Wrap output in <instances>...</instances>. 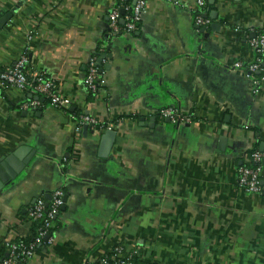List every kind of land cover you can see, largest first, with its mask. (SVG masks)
<instances>
[{
    "label": "crops",
    "instance_id": "0c3cea01",
    "mask_svg": "<svg viewBox=\"0 0 264 264\" xmlns=\"http://www.w3.org/2000/svg\"><path fill=\"white\" fill-rule=\"evenodd\" d=\"M204 2L146 0L125 32L109 28L115 0H0V17L11 13L0 67L25 53L30 83L42 74L71 100L56 108L31 85L0 83V160L34 150L0 191V245L30 236L35 200L63 191L53 241L17 264H104L116 245L132 264H264V194L236 184L245 152L264 145V72L234 66L254 56L264 0ZM91 56L105 78L95 92L83 82ZM85 115L96 124L76 129Z\"/></svg>",
    "mask_w": 264,
    "mask_h": 264
},
{
    "label": "built area",
    "instance_id": "2783aa9c",
    "mask_svg": "<svg viewBox=\"0 0 264 264\" xmlns=\"http://www.w3.org/2000/svg\"><path fill=\"white\" fill-rule=\"evenodd\" d=\"M117 1L121 2L122 0H115L114 7L108 16L109 28L112 31L121 29L119 19L122 18L124 20L123 30L125 32L136 30L140 23L142 13L144 12L146 0H134L132 4L126 6L117 4ZM196 4L203 7L205 2L204 0H196ZM120 9H123V14L120 13ZM127 10L129 12L124 15ZM195 22L198 25H207L209 20L203 17V15L197 14L195 15ZM248 45L254 52L253 58L244 63L237 61L234 63V66L244 68L250 73L256 71L264 72V32H259L249 38ZM27 60L26 54L21 53L13 66L0 67V83L5 86L11 85L22 89L31 85L37 94L47 98L51 106L62 108L63 106L69 105L71 100L60 94L52 79L46 78L42 74H37L30 83L25 69ZM83 82L92 92H95L100 86L105 84V78L99 70L95 56L89 57L87 61ZM257 82L258 79L255 78L253 83L257 84ZM39 104L40 102L36 99L24 103L23 107L36 108ZM160 114L174 121L178 119L177 113L171 107L162 108ZM189 119V116H183L182 120L188 121ZM84 124L94 126L96 121L90 116H81L76 129H79ZM262 160H264V148L262 150L255 149L247 153L245 152V162L236 168V184L240 190L250 194H264V164ZM62 204L63 191L60 188H56L52 192L49 200H45L42 197L37 198L27 214L29 220H41L42 222L33 242L24 244L22 242L6 241L7 254L2 258L0 264H17V257H20L22 260H27L33 256L36 245L44 237H46V242L50 244L53 241L52 220L58 214ZM133 256H135V251L126 250L122 245H116L112 250L111 256L101 261L104 264H108L109 262L112 264H131Z\"/></svg>",
    "mask_w": 264,
    "mask_h": 264
},
{
    "label": "water",
    "instance_id": "95a60500",
    "mask_svg": "<svg viewBox=\"0 0 264 264\" xmlns=\"http://www.w3.org/2000/svg\"><path fill=\"white\" fill-rule=\"evenodd\" d=\"M120 13L123 14V9H120ZM211 17L210 14H203V17ZM11 17L10 12L4 13L0 17V29L6 23V21ZM214 16L212 17V19ZM119 23H124V20L121 18L119 19ZM215 25L218 24L214 23L211 24V27L214 28ZM203 30V28L201 29ZM102 57L97 59V63H100ZM88 125L84 124L83 128H86ZM115 138V131L111 129H106L104 133L101 135L99 151L101 156H106L111 148L113 140ZM264 145L260 148L262 150ZM34 154V150L30 149L25 155L23 154V149L14 150L11 154L6 155L4 158L0 160V191L4 189L5 186L10 184L12 181L17 179V177L22 173L25 166L29 163L31 157ZM24 155V156H23ZM264 164V160H262ZM46 199L49 200V197L46 196ZM63 208V207H62ZM46 238V237H45Z\"/></svg>",
    "mask_w": 264,
    "mask_h": 264
},
{
    "label": "trees",
    "instance_id": "16d2710c",
    "mask_svg": "<svg viewBox=\"0 0 264 264\" xmlns=\"http://www.w3.org/2000/svg\"><path fill=\"white\" fill-rule=\"evenodd\" d=\"M117 2H118L117 4H121L122 6L130 5V0H122L121 2H119V1H117ZM128 12L129 11L127 10L124 15H126ZM197 14H201V11L194 13V15H197ZM119 26L121 28H124V24H119ZM138 26H139V24H138ZM46 100H47V98H46ZM255 149H257V148L254 147V148L248 150L247 152H250V151L255 150ZM263 178H264V176H263ZM54 220H55V218L52 220V225H53V221ZM30 221H31V226H30L31 235L30 236H26V237H22L20 239H15V240H13V242H22L24 244H29V243L33 242V239L35 238L39 228L41 227V223L42 222H41V220H30ZM36 247H37V245H36ZM6 254H7V247L5 245H0V261L2 260V258H4L6 256ZM16 260H17V262H20V263H22V261H23L20 257H17ZM135 262H137V259H136L135 256H133V258L131 260V264L135 263ZM108 264H112V263L109 262Z\"/></svg>",
    "mask_w": 264,
    "mask_h": 264
}]
</instances>
